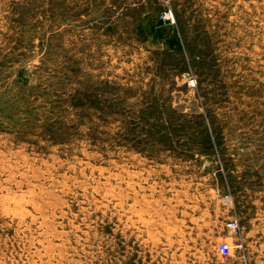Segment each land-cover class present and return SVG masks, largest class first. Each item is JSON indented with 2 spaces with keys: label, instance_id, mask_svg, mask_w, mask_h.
Wrapping results in <instances>:
<instances>
[{
  "label": "rangeland",
  "instance_id": "374dc122",
  "mask_svg": "<svg viewBox=\"0 0 264 264\" xmlns=\"http://www.w3.org/2000/svg\"><path fill=\"white\" fill-rule=\"evenodd\" d=\"M169 5L0 0V264H264V0Z\"/></svg>",
  "mask_w": 264,
  "mask_h": 264
},
{
  "label": "built area",
  "instance_id": "2783aa9c",
  "mask_svg": "<svg viewBox=\"0 0 264 264\" xmlns=\"http://www.w3.org/2000/svg\"><path fill=\"white\" fill-rule=\"evenodd\" d=\"M159 1H161L165 6H167V9L164 10L161 15L162 19L167 21L168 23H174V16L169 5L170 0H159ZM226 226L232 228L233 231L239 229V225L236 220H229L226 223ZM217 251L219 254L223 256L228 255L230 253V244L225 241L219 242L217 244Z\"/></svg>",
  "mask_w": 264,
  "mask_h": 264
},
{
  "label": "crops",
  "instance_id": "0c3cea01",
  "mask_svg": "<svg viewBox=\"0 0 264 264\" xmlns=\"http://www.w3.org/2000/svg\"><path fill=\"white\" fill-rule=\"evenodd\" d=\"M236 264H254L253 262H250V260H246L245 256H235ZM248 259V258H247ZM256 264V263H255Z\"/></svg>",
  "mask_w": 264,
  "mask_h": 264
},
{
  "label": "bare ground",
  "instance_id": "6f19581e",
  "mask_svg": "<svg viewBox=\"0 0 264 264\" xmlns=\"http://www.w3.org/2000/svg\"><path fill=\"white\" fill-rule=\"evenodd\" d=\"M227 222H228V220H227ZM227 222H226V223H227ZM225 225H226V224H225ZM226 227H227V226H226ZM227 228L232 230V228H229V227H227Z\"/></svg>",
  "mask_w": 264,
  "mask_h": 264
}]
</instances>
